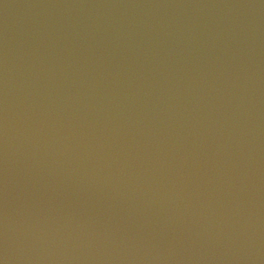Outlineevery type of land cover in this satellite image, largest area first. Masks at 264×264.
<instances>
[{"label":"water","instance_id":"95a60500","mask_svg":"<svg viewBox=\"0 0 264 264\" xmlns=\"http://www.w3.org/2000/svg\"><path fill=\"white\" fill-rule=\"evenodd\" d=\"M0 264H264L259 0H0Z\"/></svg>","mask_w":264,"mask_h":264}]
</instances>
